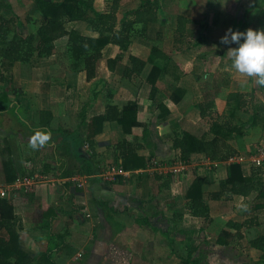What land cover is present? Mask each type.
<instances>
[{"label":"rangeland","instance_id":"obj_1","mask_svg":"<svg viewBox=\"0 0 264 264\" xmlns=\"http://www.w3.org/2000/svg\"><path fill=\"white\" fill-rule=\"evenodd\" d=\"M140 1L141 0H121L119 17H121V13L124 10L136 7ZM159 2L161 5L159 22L157 25L153 26L150 36L155 38L156 31H161L162 39L159 41L155 39L145 40L146 42L138 40L139 38L135 39L128 51L124 53L123 62L129 63L128 56L131 55V51H139L140 54L145 55L151 51L152 45L156 43L167 55L171 56L172 63L175 68H177L175 75L178 76V79L175 78L174 74L172 75V73L170 74L169 72L160 75L157 81L158 92L154 99L151 98L150 94L151 85L146 82V75L147 72L150 71V66H148L147 72L145 71L139 80L133 82L122 80L116 83H114V80H111L113 85L108 84L106 87L105 83L102 82V84L99 80L100 78L106 79L108 76L103 58V61H100L99 63V76L97 78V82H88L85 77L82 78L80 75L79 78L75 80L79 83V85L76 84V86L70 87V85H67L69 84L67 80L70 77L68 68L69 57L67 51L68 40L67 38H64L55 43V50L52 56L44 58L34 57L31 63L22 64L23 75H26L29 78L28 81L30 83L28 86H25V88L20 86L21 81L19 75H17V71V77L14 74L12 75L11 84L15 90H19L21 93H11L10 97L17 103H21L22 101L20 105H23L22 108H24L27 113L29 112V117L30 113H33L32 118L35 116L34 120H31L32 118L30 117L28 121L30 123H33L34 121L35 123L40 119L38 116L40 112L46 111L48 108L53 106L56 107V100H58V98L69 97L67 118L69 120L70 128L68 129L73 130L76 125L81 123V113L85 104L88 102L93 101L92 104L97 108H103V104L106 105L116 101L121 103L119 106H122L129 99H137V101H140L138 100V96L139 93L142 92L141 89L144 87H146L144 97L150 98L148 101L151 107L143 106V109L141 107V110H148V112L156 113L153 116L155 119L162 112L161 109L157 108L158 105L165 102L167 97H169L173 91L172 87L178 85V87H181L184 90L183 96L186 101V105H183L184 107L181 109L180 113H182V110L183 112L188 113V119L194 121L191 123L195 126L194 128H189L187 125H183L180 129H175L176 127L173 124L170 131L167 132V130L164 129V125L159 123L154 124L153 122L154 125L152 129L161 127V130L158 129V131L162 134L168 133L171 142V139L175 136H180L187 130H191V132H194L196 135H202L210 139L213 138L214 134L211 130V126L215 121H224L225 117L229 115L231 106L228 105V95L232 92L248 94L249 97L247 98L254 99L256 102L260 101L264 104V91L260 89V86H256L254 84L253 78L243 76L231 67L232 62L227 54V51L229 47H235V45H224L220 43V37L224 35L228 28H232L233 31L241 32L246 31L249 28L253 30L264 29V0H159ZM0 4H4L2 7V14L6 18H17L19 22H22L23 26L18 27V30L21 33L28 35L36 32L39 23H35V21L41 18V14L36 7L35 0H0ZM8 4L12 5L11 9L8 8ZM109 5V0L94 1V6L99 11H107ZM180 15L192 21L186 29L188 41H185L184 52H177L174 49L172 40L173 31L177 27V17ZM17 24L18 23L16 22L14 28H17ZM67 27L70 30H76L83 35H97L92 32L90 26L86 23L69 22ZM201 35L204 36L203 39L200 38ZM187 45L193 46L187 49ZM14 65L8 67L9 72L14 71ZM175 68L173 67L171 69L172 72H174ZM184 68L188 69L189 72L183 70ZM118 84H122V88H120V85L118 86ZM2 86L3 84L0 83V92ZM117 87H119L118 90H116ZM96 91H98L99 94L94 101V94ZM206 100H212L214 106L210 110V115L201 119L200 111L197 108V105L204 103ZM146 102L147 101H145V103ZM192 103L196 104L193 105ZM190 105L191 109L187 110ZM96 107L95 111H97ZM138 108L140 107L138 106ZM24 110L20 111L22 117H25ZM177 115L178 113L176 116ZM13 116L12 119L16 121ZM141 116L143 117L142 114ZM240 119L246 121L248 120V116L240 113ZM16 123L18 122H13L14 125H17ZM57 125L58 124H56V126ZM140 128L143 133L145 125ZM243 130L244 135L242 137L233 136L227 140V144L230 148H234L237 152L236 158L230 159L229 161L243 163L244 169L246 170L245 172L249 174L252 170L260 167L259 169L262 171L261 178L264 182V122L259 123L253 128H245ZM65 133H69V131L66 130ZM65 133H63V138L65 140H70ZM156 135L157 131L153 139H156ZM137 137L138 139H134L135 143L143 140V136ZM81 138L83 146L85 142L89 143L86 137L82 136ZM110 138L112 139L110 140L113 144L120 140L116 137V135H112ZM150 141L151 139H148L146 144L151 148L152 146L149 144ZM222 152L227 153L226 151ZM143 153L147 154L146 152L140 151L141 155H143ZM148 153L151 156L147 155L148 157L145 156V158L148 160V163H150L154 154L151 152ZM53 154L54 149H51V151L49 149V154L47 156L49 158L45 157L43 160H49ZM193 157H195V159L191 158L194 159V164L187 166L185 164H180L182 162L179 160V153L171 154L169 155V161L166 162L168 163L167 166L157 167L156 165V168H154L155 172H152L153 175L154 173L161 175V180L163 181L162 183L165 181L170 183L171 180V183L174 184V189L177 187V189H179L181 186L183 187L184 192H182V196L180 194L181 192H179L181 201L175 205V207L182 209V211H184V208L188 210L186 207L187 201L185 194L188 187L196 178L203 179L205 193H210L214 191V188H217L214 184L221 179L222 173L225 171L224 166H222V163H225V161H217L219 163L221 162L220 164L217 163V167L218 165L219 167L215 168V166H211L213 169V171H211V168L209 169L210 165L207 166L208 162L205 161V157ZM52 158L55 159L54 157ZM29 160L35 161L34 158H29ZM258 160H261L262 162L259 164L257 162ZM79 163L81 162H78L76 165L72 164V166L76 168L78 165H81ZM50 164H52V162ZM40 171L43 170L40 169ZM107 172L109 171H106V173ZM106 175H104V177H106ZM109 177L115 178V176L108 175V178ZM210 178H215V183L211 184L209 182ZM156 180L157 179L155 178V181ZM155 185H158V180ZM162 187L164 186L162 185ZM165 194L166 192L162 191L157 200L160 198L162 200L164 198H162V196ZM257 196L258 193L254 192L249 200L241 202L235 201L234 198L231 201L223 202L209 200L206 197L207 204L208 202L210 203L208 204L210 209V219H203L204 226L209 228V232L211 231V233L214 232L215 234H218L216 231L223 225V222L225 223L226 221L231 220L235 223H244V226L241 229L231 228L228 227V225L224 228L232 229V233L240 230V234H237L236 237L238 239L239 235H242V243L246 246L244 248H248V250H244L243 248L242 251L238 249L234 250L235 248H233V250L232 248H219L213 244L214 240H212V238L205 241L203 237L204 235L206 236L205 233H201L197 239L195 238L193 243L190 240L191 242L189 241L190 243L185 245L184 243L179 242L180 238L184 236L181 237L182 234H179L181 226L179 223L180 220L174 217L171 220L172 227H168V229L170 228L172 230L174 237L173 244L171 247L167 245L158 247L159 242L157 241L154 245L157 248L151 247L150 250V248L146 247V249L149 250V254L152 255V258H155V262L153 260L150 264H180L181 259L187 257L189 253L193 254V258L197 257L199 264H220V256L225 254L229 258L243 256L245 257L247 264H255L254 258L252 260L250 258L251 254L249 251L252 248L249 247V240L254 239L260 234H264V210L260 213V209H256V205L264 206V198H258ZM255 216L257 217L259 224L257 227H250L246 221H251L252 217ZM161 220L162 221L160 222L162 225L166 222L170 225L168 218L166 219L163 217ZM187 220L189 228L200 224L196 223L195 225L193 222L194 220L189 217ZM189 221H192V223ZM207 221H209V223ZM184 224L185 223H182L183 226H185ZM97 234L99 235V233ZM104 236L106 238L105 242L108 243V249H96L98 256L93 254L94 249L92 246H90V248L86 246L77 248L76 253L71 252L67 255L68 258H63L59 264H142L141 262L139 263L136 260L137 258L132 255V253L136 251L132 242L124 244L121 243L120 238L116 242L117 239L109 234L107 237L106 235H103V240ZM156 236L159 239V236ZM114 244H121V246H115ZM106 249L107 252L105 253ZM91 251L93 253H91ZM74 255H76L75 258ZM258 255L259 253H257V256ZM72 257L73 259L71 260V263H67ZM250 260L251 262L249 263ZM242 263L243 262H239V264Z\"/></svg>","mask_w":264,"mask_h":264},{"label":"crops","instance_id":"obj_2","mask_svg":"<svg viewBox=\"0 0 264 264\" xmlns=\"http://www.w3.org/2000/svg\"><path fill=\"white\" fill-rule=\"evenodd\" d=\"M138 40L146 42V39L143 40L139 38ZM120 52L119 47L114 45H109L103 51V58L108 76L106 79L100 78L99 80L101 83H105L106 87L108 84L113 85L111 80H114V83L122 80L127 81L119 75L110 72L106 64L107 59L116 57ZM131 52V55L143 60H147L150 54V52L145 55L140 54L139 51ZM148 66H150L149 70H151L152 66ZM148 66L144 72H147ZM13 68L14 71L10 72V74L16 75L17 71V75H19L21 81L20 86L24 88L28 86L30 82L28 81V76L23 75V65L21 63H15ZM183 70L189 72L186 68ZM148 72L147 75L149 74ZM78 74L79 75L69 70L70 77L67 80L69 82L67 85H70V87H74L76 84L79 85L75 80L79 78L80 75L82 78H86L84 72ZM93 81L97 82V79ZM121 85L122 84H118L120 88H122ZM119 87H117L116 90H118ZM141 91L142 92L139 93L138 96V100L140 101H137V99H129L137 101L140 107L138 108V110L140 109L138 120L144 124L148 130V137L146 139L143 138L140 142L137 141L138 144L143 145V148L138 151V155H141L140 151L147 153L141 155L144 157L150 155L148 152L154 154L150 163H148L146 159L148 164L147 168L141 170L124 171L121 167L122 160H116L114 158V154H112L114 152L111 147L118 141L127 138L122 127L116 122L104 123L102 130L98 132L92 140L94 141V143L91 144L93 148L90 142H85L83 146L82 140H80L78 145H75L71 139L65 140L63 138V133H65L66 130H68L69 133L76 134L77 132L79 136L87 137L90 133L89 125L91 119L104 114L106 109L104 108L106 107L105 104H103V108H97L92 104L90 108L86 109V122H82L81 119V123L76 125L73 130H70L68 129L70 126L67 118L69 97L58 98V100H56V107L53 106L46 110L50 111L52 114L49 125L51 133L44 132L49 134V139L45 141L43 145L37 142L36 146H33L31 138L36 131H39V127L31 128L30 126L22 125L18 119L10 113L0 114V196L12 202L17 223L16 229L21 239L24 241L26 248L38 254L50 253L51 258L59 264L63 258H68V254L71 252L76 253L77 248L86 246L89 248L92 246L94 253L92 251L91 253L98 256L96 249L108 247V243L105 242V236L103 240V235L107 237L109 234L117 239L116 242L119 238L121 239V243L124 244L132 242L136 251L131 253L137 258L136 260L142 264H150L155 258H152V255L149 254V250L146 249V247L151 250V247H156L154 245L157 241L159 242L158 247H163V245L171 247L174 242V237L172 230L170 228L168 229V227H172L171 220L176 217L180 220L179 223L181 225L179 234H182L181 237L184 236L180 238L179 242L185 245L189 244L191 241L193 243L195 238L197 239L201 233H205L206 236H203L205 241L212 238V240H214L213 244L219 248H232V250L235 248L234 250L238 249L240 251L243 249L248 250V248H244L246 246L242 243L243 239L240 237L237 239L236 237L237 234H240V230L232 233V229L224 228L231 220L225 223L223 222V225L216 231L218 234L214 232L211 233V231L209 232V228L204 226L203 218L192 216L189 210L185 208L184 211H182V209L175 207V205L181 201L179 192H181L180 194L182 196V192H184L183 187L181 186L179 189H177V187L175 188L177 190H175L171 180L170 183L168 181L162 183L161 175L155 173L153 175L152 172H155L154 168H156V165L157 167L167 166L168 163L166 162L169 161V155L178 153L171 148L169 134H162L158 131V129L161 130V127L152 129L153 125L155 123L162 124L167 132L170 131L173 124L176 127L175 129H180L183 125L194 128L195 125L191 123L194 121L188 119V113L183 112V110L182 113H180L181 109L184 107L183 105H186L184 96L179 104L174 103L167 97L168 100L166 99L165 102L162 103L165 105L168 113L161 112L154 119L153 116L156 113L148 112V110H141L143 106L151 107L148 101L150 98L144 97L146 87L141 89ZM10 99L13 100L11 97ZM13 101L16 103L15 100ZM145 101L147 102L145 103ZM21 103H19V108L24 109L22 108L23 105H20ZM112 103L121 105L118 101ZM192 104L195 105L196 103ZM95 107L97 111H95ZM58 108H60L61 111ZM157 108H159V105ZM189 109H191V105L187 110ZM24 111V118L28 121L30 117L32 118L33 113H30L29 117V112L27 113L26 110ZM177 113L178 115L176 116ZM40 114L41 112L38 114L39 118H41ZM12 116L19 124H13V122L16 121L12 119ZM34 117L35 116H33L31 120H34ZM40 123L41 120L39 119L35 123L33 121L32 125L36 126L40 125ZM56 124L58 125L56 126ZM156 131V139H153ZM133 134L136 139H138L137 136L142 137V129L140 127L134 128ZM112 135H116L120 140L116 141L114 144L111 143L112 139L110 136ZM148 139H151L149 143L152 146L151 148L146 144ZM49 149L50 151L54 149L52 157L55 159L51 157L50 159L53 160L49 159L45 161L43 159L48 156ZM118 154L119 153H117V155ZM193 156L205 157L203 154H193L192 158L194 159L195 157ZM29 158H34L35 161H30ZM192 158L190 163L185 165L190 166L194 164V159ZM204 159L208 162L207 166L210 165L209 169L211 166L218 168L219 165L217 167V163H221L217 161L211 162L206 157ZM8 160L13 161L16 174V180L9 183L5 181L3 165L4 161ZM51 162L52 164H50ZM78 162H81L79 163L81 165H78L79 167L77 166L75 168L72 166V164L76 165ZM231 162L235 161L222 163L225 171L222 173L221 179L214 184L217 188H214L213 192L219 190L220 182L226 178V166ZM180 164L184 165L183 163ZM240 164L245 175L249 176L250 174L245 172L246 170L244 169L243 163ZM83 167H85V169H83ZM89 167H91V169H88ZM40 169L43 171H40ZM88 170L94 174L88 175ZM79 171H82L83 174H79ZM106 171L109 172L106 173ZM211 171H213L212 168ZM67 173L69 176H67ZM104 175H106V177H104ZM108 175L115 176V178H108ZM155 178L158 180V185H155L157 183ZM209 182L211 184L215 183V178H210ZM162 185L164 187H162ZM203 189L205 192L204 184ZM162 191L166 192V194L162 196V198H164L162 200L161 198L157 200ZM251 196L252 194L248 197L234 196L233 198L235 201L241 202L249 200ZM233 198L231 200H233ZM208 204L210 203L208 202ZM263 210L264 208L260 209V213ZM163 217L166 219L168 218L170 225H168L167 222L162 225L160 221H162L161 219H163ZM188 217L194 220L193 222L195 225L196 223L200 224L189 228V225H187ZM189 222L192 223V221ZM207 222L209 223V221ZM182 223H185V226H183ZM223 230L229 232L227 245H220L217 243L219 235ZM97 233H99V235ZM156 235L159 236V239ZM114 245L121 246V244ZM249 252L251 254V260L254 258L255 264H259L260 255H258L259 257L257 256L258 252L254 249H251ZM76 255H74V258ZM223 256H220V264H239V262L247 264L243 256H237L235 258H229L226 254ZM72 259L73 257L69 259L67 263H71ZM193 259L198 260L197 257Z\"/></svg>","mask_w":264,"mask_h":264},{"label":"trees","instance_id":"obj_3","mask_svg":"<svg viewBox=\"0 0 264 264\" xmlns=\"http://www.w3.org/2000/svg\"><path fill=\"white\" fill-rule=\"evenodd\" d=\"M95 0H35L36 7L41 14V18L35 23H39L36 32L24 35L18 30L22 27V22L17 18H6L2 14L3 5L0 4V83L3 84L0 92V114L10 113L18 121L31 128L39 127L41 132L51 133L49 127L52 114L50 111L41 112L40 125H32L22 117L19 103H14L10 99L11 93H21L11 84L12 75L8 67L15 63L28 64L34 57L44 58L54 54L55 43L67 38V51L69 57L68 68L78 74L84 72L86 80L93 81L99 76V63L103 60V51L109 45L118 46L120 53L106 60L110 72L119 75L128 81L139 79L148 65L151 70L146 77V82L151 85V98L154 99L158 92L157 81L160 75L166 73L176 74L175 66L170 55H167L158 44L154 43L147 60H143L134 55L128 57L129 63H124V53L128 51L135 39L161 40L162 32L156 31V37L152 38L150 33L153 26L159 22V12L161 5L159 0H141L134 8H128L121 13V0H109L110 5L107 11H99L94 6ZM11 9V5H7ZM16 22L17 28H14ZM69 22H82L90 26L97 36L83 35L76 30L67 27ZM192 21L184 16L177 17V27L173 31V45L177 52H184L185 41L187 42L186 29ZM204 38L203 35L200 37ZM193 45L188 46L187 49ZM174 72H172V68ZM178 79V76L175 75ZM264 91V85L260 86ZM169 100L179 104L184 95V90L178 85L172 87ZM99 94H94V101ZM248 94L232 92L228 95V105L231 106L230 113L224 121H215L211 126L214 134L213 138H206L196 135L191 131H185L180 136L171 139V148L179 153V160L183 164H189L193 154H203L213 161H225L236 158L237 152L227 144L233 136L244 135L245 128H253L264 122V104L260 101L249 99ZM90 101L85 104L82 112V122L85 121L86 109L92 106ZM212 100H206L197 105L201 118L210 115L213 108ZM163 113H168L163 103L159 104ZM240 113L248 116V120L240 119ZM26 122V123H25ZM105 122H116L122 127L127 138L118 141L111 148L116 160L121 159V167L124 171H134L147 168L148 164L144 156L138 155V151L143 145L134 142L133 129L144 127L138 120V103L130 100L119 106L113 103L106 104L104 114L91 119L90 133L86 139L90 145L94 143L93 138L102 130ZM85 124V123H84ZM65 135L78 145L82 140L81 136L65 133ZM76 135V136H75ZM148 137V130L145 126L143 138ZM93 148V146L91 145ZM224 147V148H222ZM226 151L227 153H223ZM117 153H119L117 155ZM238 157V156H237ZM5 181L14 182L16 180L13 161H4ZM252 170L250 175H245L240 163L231 162L226 166V178L220 182V188L216 192L206 194L203 189V179L196 178L188 187L185 197L186 207L190 214L205 220L210 219V209L207 199L213 201H227L234 196L248 197L257 192L258 198H264V182L262 181L261 169ZM85 169V167H83ZM88 169H91L89 167ZM79 174H83L79 171ZM88 175L94 174L90 170ZM72 174V173H71ZM67 176L68 173H67ZM72 176V175H71ZM207 197V199H206ZM264 208L263 205H256V209ZM250 227H257L259 221L257 217H252L251 221H246ZM245 223V224H246ZM16 217L14 215L13 204L10 200L0 196V264H57L50 253H35L26 248L16 229ZM228 227L241 229L244 223L228 222ZM229 232L223 230L217 243L228 244ZM242 238V235H239ZM249 245L260 255L259 264H264V234H260L249 240ZM180 264H199L193 259V254L181 259Z\"/></svg>","mask_w":264,"mask_h":264},{"label":"clouds","instance_id":"obj_4","mask_svg":"<svg viewBox=\"0 0 264 264\" xmlns=\"http://www.w3.org/2000/svg\"><path fill=\"white\" fill-rule=\"evenodd\" d=\"M220 43L235 45L229 47L227 54L231 59V67L239 74L252 77L256 86L264 85V29L233 31L228 28L220 37ZM33 146L38 142L43 145L49 134L36 131L32 136Z\"/></svg>","mask_w":264,"mask_h":264},{"label":"built area","instance_id":"obj_5","mask_svg":"<svg viewBox=\"0 0 264 264\" xmlns=\"http://www.w3.org/2000/svg\"><path fill=\"white\" fill-rule=\"evenodd\" d=\"M257 162L260 164L262 161L261 160H258Z\"/></svg>","mask_w":264,"mask_h":264}]
</instances>
